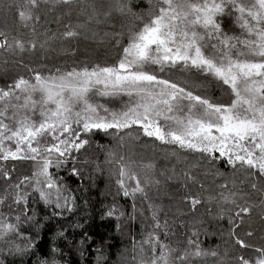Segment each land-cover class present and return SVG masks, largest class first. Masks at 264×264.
I'll use <instances>...</instances> for the list:
<instances>
[{
	"label": "snow or ice",
	"instance_id": "snow-or-ice-1",
	"mask_svg": "<svg viewBox=\"0 0 264 264\" xmlns=\"http://www.w3.org/2000/svg\"><path fill=\"white\" fill-rule=\"evenodd\" d=\"M6 8L14 11L21 28H30L36 37L42 35L36 25L43 9L59 10L57 23L68 18L64 31L52 33L39 43L38 39H23L13 30L0 28V53L10 56L37 47L45 49L51 40H76L92 24L105 23L114 14L125 17L128 25L126 31L112 37L119 49L113 63L57 68L48 74L23 65L32 73L31 78L20 75L0 86V180L5 183L0 207L6 206L10 213L19 209L14 218L0 211V240L23 237L24 223L39 227L29 208L33 193L45 206L72 210L71 198L64 194L67 189L54 170L76 160V154L89 146V134H112L122 146L125 136L138 139L133 131L125 132L136 127L146 137L199 153L200 157L179 176L172 169L170 175L161 171L158 177L154 162L137 163L110 152L107 163L116 165V184L123 195L135 200L139 194L147 201L148 190L161 185L160 177L164 183L180 181L188 188L199 183L192 170L202 161L214 165L223 160L233 169L234 178L218 184L219 192L199 184V191L189 192L183 201L193 211L202 204H215L219 219L228 216L232 225L229 235L243 250L233 257L235 264H264V246L247 242L236 231L257 208L264 219V0H148L147 10L141 12L133 10L131 0H12ZM74 14L85 19L73 23ZM96 35L92 31L91 38ZM108 36L105 32L104 37ZM177 67L212 77L230 92V102H214L194 91L195 86H188L187 81L165 78L166 70ZM121 96L128 100L120 109L96 99ZM172 154L177 155L175 151ZM17 161L31 162V175L14 177ZM72 174H79L75 166ZM208 174L224 176L211 169L205 172ZM244 184L261 197L259 204L250 202L249 193L241 187ZM133 210H137L135 203ZM148 210L152 231L140 242L138 255L132 257L135 264H222L217 250L201 248L196 231L184 248L169 246L160 235L166 236L169 228L167 219L161 221L163 208L149 203ZM118 211L112 206L104 216L112 217ZM123 215L119 212L117 218ZM90 239L85 234L81 243ZM33 247L29 240L25 247L16 246V252ZM249 251L253 254L246 255ZM52 252L55 255L45 256L37 264H59V249L54 247Z\"/></svg>",
	"mask_w": 264,
	"mask_h": 264
},
{
	"label": "trees",
	"instance_id": "trees-1",
	"mask_svg": "<svg viewBox=\"0 0 264 264\" xmlns=\"http://www.w3.org/2000/svg\"><path fill=\"white\" fill-rule=\"evenodd\" d=\"M10 2L12 0H0V28L13 30V34L20 38L38 39L39 43L52 33L59 35L64 31L63 24L68 22L67 17L61 23L56 22L59 10L49 12L43 9L40 13L42 19L36 25L37 32L42 35L33 36L30 28H21L16 22L14 11L7 10L6 6ZM102 2L105 0H97V3ZM131 4L133 10L137 12L148 8V0H131ZM71 19L76 23L82 22L85 18H78L74 14ZM225 23L228 26L227 20ZM127 25L128 20L125 17L114 14L109 21L98 25L92 24L90 30L85 29L84 35H87L88 39L82 35L71 42L51 40L50 46L45 49L37 47L17 56L0 53V86L12 82L20 75L30 78L32 73L23 65L47 74L57 68L68 70L84 64L90 66L95 63H113L118 58L119 49L114 46L112 37L117 32L126 31ZM92 31L97 33L95 39L91 38ZM105 32L109 33L108 37H104ZM102 38L103 43L100 42ZM124 42L126 43V39ZM5 59L9 60L6 65L3 63ZM166 72L165 78L178 83L187 81L188 86H195L194 91H199L201 95L211 98L214 102L229 103L231 100V94L225 86L212 77L201 75L195 69L181 71L177 67ZM96 99L109 108L120 109L127 102L128 97H97ZM128 131H133L138 139L125 136L122 146L118 137L112 134L104 132L89 134L90 144L76 154V160L59 170H54L67 189L64 194L71 198L72 210L45 206L38 199V195L33 193L29 208L35 213L39 227L33 222L24 223L21 227L23 237H8L0 240V264H37L38 260L45 256L55 255L52 252L54 247L59 249L57 256L59 264H135L132 257L138 255L140 242L146 238L149 231H152L149 203L163 208L161 221L167 219L169 228L166 236L163 233L160 235L169 246L184 248L192 233L196 231L201 248L217 250L221 254L222 264H235L233 257L243 250L238 249L234 238L229 235L232 225L228 223V216L219 219L217 216L219 207L215 204H202L193 211L183 201V197L189 192L199 191V184H203L209 191H221L217 185L231 181L234 178L233 169L223 160L217 161L214 165L202 161L200 167L192 170L197 176L198 184H189L188 188H184L180 181L164 183L163 178L160 177L161 185L148 190L147 201L139 194L133 200L131 196L125 197L116 184L117 176L114 174L116 165L107 163L110 152L116 151L119 155L130 157L137 163L154 162L158 177L161 171L165 176L170 175L172 169H175L179 176L188 165L195 163L200 154L179 149L176 145L162 144L154 138L144 136L136 127L125 130ZM174 151L177 153L175 156L172 154ZM14 164L16 168L14 177L31 175L33 171L31 162L17 161ZM73 166L79 170L78 175L72 174ZM209 169L212 173L222 172L224 176L205 175ZM4 187L5 183L0 180V191ZM241 187L249 193L250 202L259 204L261 197L253 193L248 184ZM133 203L136 205V211L133 210ZM112 206L119 210L116 215L104 216L106 210ZM0 211L14 218L19 209L10 213V210L3 206L0 207ZM54 211H60L61 215L53 216ZM119 212H123L124 215L117 218ZM164 213L167 215L165 216ZM236 231L239 237L247 242L255 246H264V219L260 217V209L257 208L250 216H246L244 223ZM60 232H63V236L59 235ZM247 232H252L253 235L248 237ZM85 234L91 239L82 244L81 240ZM29 240H32L33 248L24 253L16 252V246L25 247ZM225 253L227 255H224ZM245 254L253 253L249 251ZM197 264L200 262L198 261Z\"/></svg>",
	"mask_w": 264,
	"mask_h": 264
},
{
	"label": "rangeland",
	"instance_id": "rangeland-1",
	"mask_svg": "<svg viewBox=\"0 0 264 264\" xmlns=\"http://www.w3.org/2000/svg\"><path fill=\"white\" fill-rule=\"evenodd\" d=\"M71 68H69L68 70H70ZM43 74H46V72H44ZM48 74V73H47ZM31 78V77H30Z\"/></svg>",
	"mask_w": 264,
	"mask_h": 264
}]
</instances>
